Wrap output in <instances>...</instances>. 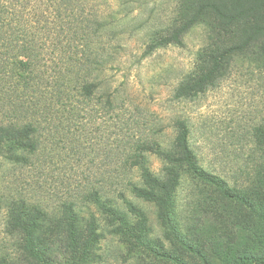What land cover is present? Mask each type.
I'll return each instance as SVG.
<instances>
[{
	"label": "rangeland",
	"instance_id": "374dc122",
	"mask_svg": "<svg viewBox=\"0 0 264 264\" xmlns=\"http://www.w3.org/2000/svg\"><path fill=\"white\" fill-rule=\"evenodd\" d=\"M202 3H76L102 23L98 49L109 64L98 74L93 96L62 100L41 120L35 152L18 149L15 160L0 154V264H40L22 250L24 237L13 232L15 216L43 229L48 225L37 236L55 244L44 253L52 264L65 259L58 229L70 228L80 242L90 225L97 237L86 257L80 247L74 264H236L264 256V63L253 54L240 55L203 92L175 98L180 83L204 75L209 57L238 45L249 30L246 22L224 27L212 13L199 11ZM184 25L181 46L147 54L152 43ZM177 121L186 125L196 167L222 180L232 196L221 195L183 165L177 168L172 219L188 248L161 225L155 204L128 187H141L140 166L155 177L169 167L159 154L173 153ZM126 203L146 217L148 249L133 248L114 233L107 210L136 221Z\"/></svg>",
	"mask_w": 264,
	"mask_h": 264
},
{
	"label": "trees",
	"instance_id": "16d2710c",
	"mask_svg": "<svg viewBox=\"0 0 264 264\" xmlns=\"http://www.w3.org/2000/svg\"><path fill=\"white\" fill-rule=\"evenodd\" d=\"M79 1L0 0V154L7 159L15 160L18 149L35 152L34 137L41 128V120L52 115L62 100L72 101L76 96L88 99L100 85L96 82L98 74L109 64V59L98 49L102 23L76 8ZM203 10L212 13L226 28L246 22L250 24L249 30L238 45L209 57L211 68L204 75L197 78L191 75L180 83L175 90L176 99L203 92L240 55L253 54L254 60L264 63V0H203L199 11ZM186 28L184 25L170 36L155 41L147 54L168 45L181 46V36ZM215 38L208 36L213 43L217 41ZM201 58L204 61L205 56ZM176 129L173 153L159 154L169 164L163 175L155 177L140 166L141 187L132 183H128V187L135 197L155 204L158 221L171 229L170 235L186 247L177 237L172 219V200L179 178L177 168L183 165L190 175L212 186L221 195L232 196L222 180L210 177L196 167L188 147L185 123L177 121ZM126 205L136 221L132 223L107 210L114 233L133 248L148 249L146 217L130 203ZM36 210L40 212L38 207ZM12 227L16 235L24 237L23 251L40 264H52L44 253L55 244L52 240L46 241L50 244L42 242L41 236H37L38 231L46 234L48 225L43 229L44 226L36 224L35 220L25 224L20 216H15ZM170 235L167 234V238ZM56 237L60 239L59 252L65 256L64 264H74L72 260L80 247L86 257L97 236L90 225L85 240L80 242L70 228L58 229ZM154 257L167 255L154 252ZM236 264H264V256L240 258Z\"/></svg>",
	"mask_w": 264,
	"mask_h": 264
}]
</instances>
